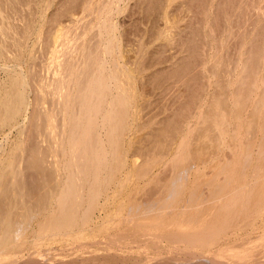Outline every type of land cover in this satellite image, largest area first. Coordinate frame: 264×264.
<instances>
[{
  "label": "bare ground",
  "instance_id": "6f19581e",
  "mask_svg": "<svg viewBox=\"0 0 264 264\" xmlns=\"http://www.w3.org/2000/svg\"><path fill=\"white\" fill-rule=\"evenodd\" d=\"M128 1L88 0L85 3L82 7L84 17L91 15L92 18V14L95 15L96 42L92 43L94 36L91 35L89 38L92 39L85 38V43L74 39L77 43L74 45L77 51L75 55L68 52L70 41L68 36L62 35L66 32L61 34L62 30L58 29L52 38L53 44H56V35L60 33L64 39L59 43L67 50L64 55L62 53L64 60L60 63L61 69L48 83L57 97L53 102L56 112L44 114L42 117H45V121H42L51 130L55 126L52 120L59 116L60 133H57L60 140L55 149L62 160L55 162L54 172L59 171L55 173L63 177L62 180L61 177L58 181L56 178L52 180L53 184L55 182L52 189L49 184L52 182H48L51 192L37 200L38 210H29L28 214L21 212L24 214L21 218L20 214H12L16 213L12 209L0 210V216L4 215L0 219V264H36L43 255L52 260V252L56 251L60 252L57 255L61 258L56 259L54 264H167V258H174L172 263L179 264L177 262L181 258L191 261L192 257L210 256L219 264H264L256 258V248L249 247L250 242H237L242 231L254 228L256 220L264 216V41L261 40L264 35L261 34V7L264 0H196L201 21L206 23L202 29L209 26L208 30L212 32L209 35L212 42L206 41V48L211 50L209 60H206L211 63V67L209 71L206 69L204 72L203 68V72H199L201 76L208 72L210 80L206 77L208 84H203L205 87L201 86L195 90L197 92L191 93V102L183 105V110L180 108L181 120L163 128L160 132L162 137H157L174 144L176 138L188 131L187 135L189 133L192 140L189 136L183 139L171 162H167L170 163L172 174L168 185H163L166 190H161L165 192L162 201L159 200L161 196L157 199L158 203H150L147 207L133 203L130 210H122L124 207L121 205L116 213L109 214L102 207L110 201L109 192L117 185L118 175L128 162L123 148L132 109L128 88L129 70L126 67L122 70L125 63L121 62L120 67V58L116 56L119 44L112 17ZM161 16L168 22L166 10L162 11ZM209 19L220 20L218 35L226 41V37L234 36V33L238 35L242 29L239 34L241 42L237 44L239 50L235 52L234 59H224L222 53L228 41L225 43L223 39V43L217 40L214 36L217 27L209 25ZM249 20L250 29L244 27L245 24L240 27L239 21ZM88 26L84 27L85 31ZM202 29L198 30L204 35ZM200 56L202 54L197 55V61ZM204 63H200L201 66ZM195 78L198 79V76ZM212 86H215V90L209 92L208 88ZM11 102L8 99L4 102L8 115L11 110L7 105ZM190 108L194 110L191 111L194 115L193 125L188 123L190 111L187 110ZM43 129L48 130L44 125ZM223 149H227L228 155L224 154L222 159L217 157L215 160ZM155 155L144 159L142 165L135 166L134 162L136 173L133 179L145 180L153 173L163 160ZM255 156L259 157L262 164L259 170L252 171L249 182H246L248 168ZM33 157L29 165L33 168L41 165L38 156L36 159ZM208 168L213 172L210 178L205 173ZM191 170L193 181L190 189L188 182ZM156 177L153 179L157 180ZM128 181L122 182L126 184ZM151 181L153 184L154 181ZM189 189L188 200L182 202L181 209L175 210ZM204 190H208L207 193ZM101 198L105 200L104 205H100ZM96 213L107 214H102L105 217L99 220L100 216L98 214L99 217H95Z\"/></svg>",
  "mask_w": 264,
  "mask_h": 264
},
{
  "label": "rangeland",
  "instance_id": "374dc122",
  "mask_svg": "<svg viewBox=\"0 0 264 264\" xmlns=\"http://www.w3.org/2000/svg\"><path fill=\"white\" fill-rule=\"evenodd\" d=\"M197 1L170 0L167 3V0H130L125 3L121 9L113 13L114 15L112 17V23L116 25L115 33L119 44V48L116 51V56L117 58H120V67L121 62L125 63L126 65H122V70L125 67L127 70H129L128 72L130 78L128 79V88L131 93L132 109L129 120V132L125 136L123 148L128 162H126L123 171L118 175L119 181L121 183L118 181L117 185L113 187L114 189L109 192V196L111 198L113 197L112 200L109 197L112 203L109 201L106 205H104L105 200H103V198H101L100 201V205H104L102 209L104 208V210H108L109 214L111 212L113 214L116 213L115 211L118 210L121 205L124 207L122 210H130L129 207L132 206L133 203H135L134 205L143 204V207H147L150 205V203H158L159 201L157 199H159L161 196L162 199L160 198L159 200L162 201L165 197L163 195L165 192L161 190H166V187L163 185H168L167 182L169 183V178L172 174L170 169L171 167L169 166L170 163L167 162H171L172 158L178 151V146L181 144L183 139L187 138L188 136L191 139V135L189 133L187 135L188 131H185L179 136V138H176L174 144H168V142L165 141L166 139L163 138V141H161V139L158 138L162 137L160 136V132L163 128L168 127L169 124L173 122L176 123L181 120V116L179 115H181L180 112L183 108L182 106L188 105V103L191 102V93L194 94V91L199 90L201 86L205 87L203 84H208L206 77H208V80H210V74L208 72H206L208 74L205 73V76L202 75L203 77L200 73L203 72V68L205 72L206 69L209 71L208 69L211 67V63L207 61L209 60V54L211 52V50L209 51V49H207V42H212L210 39L211 37H209L212 32L208 30L209 26H207V28L204 27L206 30L202 29L203 24L205 26L206 23L201 21L202 17H200L201 15H199L198 12L199 9ZM86 2H88V0H0V210L12 209L14 210L13 212H16L12 214H20V218L24 215L22 213L28 214L29 210L31 212V210L33 211L36 208V210H38V201L42 197H45L47 192L50 194L51 191L49 192V187L52 185V189L55 185V182L53 184L52 180L55 181L56 178L58 181L60 177L62 180L63 177L62 174H56L59 173V171H55L56 173L54 172L55 162H60V160H62L59 152H56L58 150L55 149V147L58 145V140H60V136L58 135V133H60V123H58V121L60 122V119L58 118L59 116H55L56 118H53L54 120H52L53 125H55L53 128L58 127V130H56V128H52V131L48 129L45 124H43L45 123L43 122L45 121V117L42 116H45L44 114L46 113L51 114L50 112H52L54 114L56 112L53 102L57 97L52 90L53 88L48 86V83L53 80L55 76L54 74H56L58 70L61 69L60 67L63 62L62 59L64 60L63 55L67 50L64 49V46L61 44V42L59 43V41L64 39L62 35L66 38L68 36V40L70 41L68 52L70 51L72 52L71 54L75 55L77 51H75L76 46L74 45L76 42L74 41L77 39V42L82 40L80 42L85 43V38L89 40L92 39L89 38L90 35L94 36V33L96 32V27H94L96 21L95 15L93 16L92 14V18L91 15H86L85 18L83 15L84 13L82 14V10H84L82 7L85 6ZM261 9V21L263 26V32H261V34L263 35L264 3L262 4ZM164 10H166L169 14V19L167 20L168 22H166V20L161 16L162 11ZM211 19H209L208 24L214 25V28L217 27L216 31L214 29V36H216L217 40L223 42V39L225 38H222L220 35H218L220 34L219 32L221 30L220 20L212 21ZM240 21V27L244 26L243 24H245L244 27L249 29L251 28L250 20V22L243 21L245 23ZM246 24H248V27ZM86 26H88L87 31H85L84 28ZM200 28L204 30V35L203 32L200 33ZM58 29L62 30L60 32L61 34L63 32L66 33H63L62 35L58 33L56 35V38L58 37L57 43L53 44L52 38ZM236 30L235 32H237ZM241 31L242 29L239 32L242 33ZM239 34L237 35V33H234V36L226 37L228 38V42L226 39L224 42H227V46L224 48L225 50L223 53L222 50H220L224 56V59H228L229 57H233L232 59H234L236 57V53H238L239 50V45L237 44L241 42V37L239 38ZM262 37L261 40L264 41ZM93 38L95 41L93 39L92 43H95V36ZM205 42L206 44H204ZM263 43L264 42H262V44ZM70 47H73L74 50ZM235 49L237 51H235ZM195 53L197 55L202 54V56H200L202 59L198 57L197 61V55ZM206 55H208V58L206 57L203 59ZM204 61H206V64ZM180 62L182 65L185 63V66H182ZM198 62L204 63V66L203 64L201 66V64ZM230 67L232 66L230 65ZM181 72H183V74ZM173 75H175V77ZM194 76H198V79ZM12 84H14V86H12ZM214 87L215 86H212V88L210 87L211 89L208 88V91H214ZM50 88L51 90H49ZM40 91L42 92L39 93ZM44 91L46 92L44 93ZM48 93L51 94L48 95ZM7 99L12 101L10 105H7L11 110L9 115L6 113L7 107L4 103ZM11 104L13 107H11ZM52 107H54V109ZM187 111H190V116L188 115L190 117H188V123L193 125L194 118L192 119V116L194 117V115H192L193 112L191 113V111L194 110L190 108ZM39 116H41L42 119H40ZM57 119L59 120L57 121ZM55 122L59 125L55 124ZM43 125L44 128L48 130L43 129ZM36 126L38 128H36ZM48 131L50 133H48ZM157 132L159 133L157 134ZM44 134L45 136L48 135L49 137L52 134V137H45ZM155 137L158 138L156 139ZM158 141L160 142L159 144ZM151 147L157 153L155 151L151 152L153 151ZM159 147L162 149L160 150ZM148 148H150V152L147 150ZM227 152V149L221 150L218 152V155H216L215 160L217 157L222 159L224 154L228 155ZM32 153L33 155H31ZM34 154L35 158L33 157ZM152 154L153 157L156 154V158H162V163L157 168H155L153 173L150 174L145 180H136L135 178L133 179L132 177H135L136 173L134 172L135 170L133 167L135 165L134 162L136 163L135 166L142 165L145 160L153 158L151 157ZM30 155L33 157V159H36L38 156L37 158L41 160V165H37V170V167L33 168V166H30L31 164L29 161L31 162L32 158ZM12 157H14L15 160ZM254 158L255 159H253V162L248 168V173L245 178L246 182H249L252 171L259 170V165L262 164L259 162L261 161L259 157L255 156ZM4 173H6V175ZM191 173H189L188 182L190 189L192 188L191 183L193 181V170H191ZM205 173H207L206 177L209 178L213 175L212 170L209 168L205 169ZM260 174L258 177H260ZM125 175L129 179L125 178ZM154 177H156L157 180H159V183L162 184L160 185L161 187H156L159 185V183L155 184L157 180L153 179ZM127 180H129L127 182L128 184L122 182H126ZM151 180L154 181L153 184L156 185L155 187L151 183ZM48 182H52L49 183L51 185H49ZM122 183L125 185L123 184V186ZM190 189L185 193L186 195L184 198L181 199V202L177 206L178 209L175 210L181 209L180 206L188 200L187 197L190 195ZM206 191L208 190H204V192ZM17 202H19V204ZM263 208L262 210H264ZM40 209H42V207ZM23 210L26 211L24 212ZM102 214L105 213H96L95 217L98 216L99 218H97L100 220V218L102 219V217H105ZM3 216L4 215L1 214L0 219L1 217L3 219ZM241 234L242 235H240L241 237H238L239 239L237 242H241V240L250 242L249 247L256 248V258H258L259 261L264 262V216L256 220L254 228L250 227L246 231H242ZM227 243L232 244L230 241H227ZM226 248L227 245L225 249ZM57 254L60 255V252H52L53 256L50 257L52 260L43 255L40 258V263L38 262L36 264H43V262L45 263L46 261L47 262L45 264H48V262L54 264L57 262L56 259L61 258V256L58 257ZM172 259L174 258H167L166 263L173 264ZM175 259L177 260L178 258ZM177 263L219 264L215 259H213V256L196 258L192 257L191 261H188L187 258H181Z\"/></svg>",
  "mask_w": 264,
  "mask_h": 264
}]
</instances>
